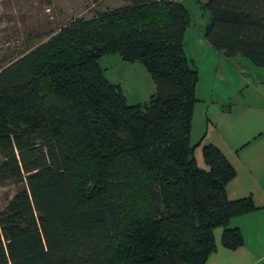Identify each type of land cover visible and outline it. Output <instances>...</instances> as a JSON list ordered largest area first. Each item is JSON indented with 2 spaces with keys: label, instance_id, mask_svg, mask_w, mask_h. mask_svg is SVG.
I'll use <instances>...</instances> for the list:
<instances>
[{
  "label": "trees",
  "instance_id": "obj_1",
  "mask_svg": "<svg viewBox=\"0 0 264 264\" xmlns=\"http://www.w3.org/2000/svg\"><path fill=\"white\" fill-rule=\"evenodd\" d=\"M122 1L39 22L0 67V189L13 188L0 204V264H205L215 228L223 248L242 244L229 222L258 208L226 197L235 171L218 148L200 146L201 168L189 142L192 11ZM193 1L207 13L208 48L264 68V0ZM104 55L143 66L155 87L147 103H126Z\"/></svg>",
  "mask_w": 264,
  "mask_h": 264
},
{
  "label": "rangeland",
  "instance_id": "obj_2",
  "mask_svg": "<svg viewBox=\"0 0 264 264\" xmlns=\"http://www.w3.org/2000/svg\"><path fill=\"white\" fill-rule=\"evenodd\" d=\"M180 1L192 11L190 26L183 35V50L188 63L193 62L197 71L189 142L191 145L200 143L193 156L197 166L202 168L200 146L216 144L232 158L231 154L244 142L234 147L230 142L242 136L245 127L254 128L258 119L264 118V68H256L243 58H223L210 48L204 53L200 34L207 13L193 0ZM122 4V0H51V8L47 10L39 0L0 2V67L20 49L26 30L39 22L89 19L96 12L112 10ZM97 62L105 79L120 87L127 104L147 103L154 93L155 87L141 64L123 62L117 55H104ZM12 194L11 186L1 188L0 204L6 195ZM220 232L221 228L214 229L215 247L220 245Z\"/></svg>",
  "mask_w": 264,
  "mask_h": 264
},
{
  "label": "crops",
  "instance_id": "obj_3",
  "mask_svg": "<svg viewBox=\"0 0 264 264\" xmlns=\"http://www.w3.org/2000/svg\"><path fill=\"white\" fill-rule=\"evenodd\" d=\"M204 46L203 52H209L205 43ZM255 125V130L245 127L246 132L230 142L232 147L244 142L231 154L232 158L216 144L209 143L221 151L235 171L234 178L225 187L226 197L232 200L249 196L258 209L229 222L230 227L240 231L242 244L233 250L216 245L205 264H264V118L258 119Z\"/></svg>",
  "mask_w": 264,
  "mask_h": 264
}]
</instances>
